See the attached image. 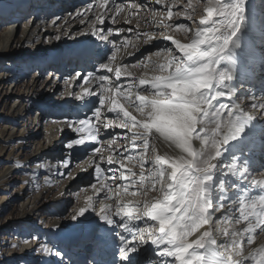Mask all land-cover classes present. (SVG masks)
<instances>
[{
	"label": "bare ground",
	"instance_id": "1",
	"mask_svg": "<svg viewBox=\"0 0 264 264\" xmlns=\"http://www.w3.org/2000/svg\"><path fill=\"white\" fill-rule=\"evenodd\" d=\"M184 1L186 5L189 2ZM90 2L92 0H0V217L6 214L5 218H0V264H92L93 261L97 264H121L118 234L122 233L129 240L132 239V236L123 232L122 228L107 225L96 215L100 202L105 199L107 192L105 189L104 192L95 193L90 187V184L96 183V176L94 165L89 164V157L91 148L98 145L88 143L74 146L73 149L65 147L69 136L74 139L80 135L68 128L65 121L92 116L90 109L99 106L98 96H85L83 100H77L74 95L66 93L81 92L82 76L88 72L101 74L98 71L99 65L107 61V57L114 50V45L120 46L119 62L132 65L161 50L171 49L174 54L179 55L171 41L163 37L168 35L181 43H187L190 42L192 32L176 27L183 24L180 22L185 20L184 17H188L183 14L174 15L172 20L167 21L172 28H165L162 25L158 27L157 21L160 17L157 16L154 20L152 13L165 9L152 0H116L120 4L131 2L142 7L137 15L128 17L130 23H124L126 13H123L115 24L111 18H106L104 25H96L103 30L104 35H108V28L114 30L109 40L104 41L91 34L88 23L82 24L80 19L73 18L78 10ZM246 2L248 6L246 20L238 34L239 47L234 49L236 70L233 72V80L229 82L233 93L229 97L225 90L226 96L221 98V101L229 105L235 104L241 111L250 113L248 110L252 108L253 103L257 105L264 103V61H261V57L264 58V31L262 22L258 24L256 0ZM206 3L207 0L204 6ZM191 5L187 11L190 15L196 11L197 0H191ZM175 8L174 13L178 12ZM199 19L194 26L183 25L186 29L194 31L198 27ZM117 28L123 30L119 35L115 34ZM61 29L69 35H64ZM128 29L131 31H127ZM143 33H150L154 38L145 43L146 37ZM58 35L61 38L56 40L55 37ZM125 40L129 41L127 49L123 47ZM133 44L137 47H133ZM127 52H131L132 55H127ZM23 53L31 59L21 58L19 54ZM70 58L73 59L72 62L65 70L66 73H62L66 60H71ZM152 58L155 59L154 56ZM26 60L33 62L26 63ZM30 64L34 68L31 78L21 79L28 72L25 66ZM31 69L32 67L29 71ZM44 69L49 70V75L41 81L40 73ZM130 70L134 77H139L145 72L143 67ZM76 73H80L81 78L70 81V77ZM152 74L148 73L149 76ZM109 75L112 80L115 79L112 74ZM130 79L122 78L120 83L126 85ZM237 83H240V86ZM97 87V84H93L90 90L95 91ZM48 101L52 103L48 104ZM102 111L106 112L104 109ZM261 113L264 114L252 108L249 115L254 118L253 122L257 121L260 124L264 119ZM106 115L110 119L113 118L111 113ZM262 122L261 125L255 122L263 129L252 142L231 141L225 146L227 151L223 157L219 158L225 165L223 168L225 184L228 177L231 178L227 172V164L235 162L243 175L241 172L231 174V176L238 174L231 181L232 187H235L232 197L229 198L226 186L222 193H218L226 197L222 201L226 209L224 208L225 211L218 215L216 213L214 220L220 218L223 220L228 206L232 207L230 216L238 217V198L243 188L252 187L253 195L262 191L252 186L253 179L264 180V174L253 175L259 162H264V121ZM64 130L68 133L62 135ZM108 131L116 134L126 130L114 128ZM38 136H41V139H38ZM109 138L111 137L102 131L101 141ZM118 142L120 150L123 151L124 141ZM194 146L198 147L199 142H195ZM138 151L131 149L126 155H136ZM109 154L104 152L105 157ZM176 154L178 150L174 146L156 138L150 141L146 155L154 157ZM65 158L71 159L67 169L62 163ZM244 159L246 161L242 165L241 160ZM102 167L118 168L119 165L102 163ZM129 167L137 173L138 179L139 167H133L131 164ZM145 167L147 169L151 165ZM250 169L253 172L249 176L247 172ZM69 172L72 174L71 178L68 176ZM86 174L87 178L76 180L77 176L82 177ZM145 174L147 176V172ZM116 182L123 183L118 180ZM130 191H136L137 196L127 199H138L141 204L146 200L153 201L160 195L158 191L152 189L149 180L145 181L144 188L137 184L131 186ZM89 196L93 198L95 210L90 208L83 217L73 219L75 212L84 206ZM231 198L234 203L230 202ZM108 202L114 204L115 197ZM72 203L73 206H69ZM235 203L237 204L234 208ZM66 210L68 213H65ZM114 219L120 220V217ZM154 223L147 218L131 222L137 228ZM246 226V223L237 225L235 219L228 217V223H225L223 228L228 227L229 231H232L243 230ZM207 228L205 225L201 231ZM247 235L249 234H246L242 241L245 255L254 249L264 247V232L257 229L250 234L253 236L252 245L247 244ZM220 240L219 243L230 242V238L224 237L222 233ZM42 244L51 248L52 252L44 253ZM141 248L143 264H158L160 259H167L157 256L159 249L150 243L141 245ZM57 250L62 256H55ZM83 259H86L85 263H82ZM245 264L253 262L247 260Z\"/></svg>",
	"mask_w": 264,
	"mask_h": 264
},
{
	"label": "snow or ice",
	"instance_id": "2",
	"mask_svg": "<svg viewBox=\"0 0 264 264\" xmlns=\"http://www.w3.org/2000/svg\"><path fill=\"white\" fill-rule=\"evenodd\" d=\"M152 2L165 9L152 13L154 20L160 17L158 27L172 28L167 21L172 20L174 15L183 14L192 18L187 12L192 7L191 0L185 5L183 13L173 11L178 0ZM141 7L131 2L120 4L116 0H92L73 18L80 19L82 24L88 23L92 35L108 41L114 30L108 28V35H104L96 25H104L106 18H111L115 24L123 13H126L124 23H130L128 17L137 15ZM247 10L246 0H207L204 14L194 31L186 29L183 24L176 26L192 32L190 42L181 43L168 35L163 37L171 41L179 55L171 49L161 50L140 63L127 65L119 62L120 46L114 45L107 61L99 65L101 74L88 72L82 76L81 92L66 93L74 95L77 100L98 96L99 106L90 109L92 116L65 121L68 128L80 134L78 138L70 139L65 147L73 149L88 143L98 145L91 148L89 157L96 176V183L90 184V187L95 193L105 189L107 192L96 215L107 225L120 227L132 236L129 240L124 234H118L121 264H143L141 245L149 243L159 249L157 256L167 258L160 259L158 264H245L247 260L253 264H264V247L245 255L242 244L246 234H249L247 244L252 245L253 236L250 234L257 229L264 232V180H252V186L262 190L259 194H251L252 187L241 190L235 224L246 223L243 230L229 231L228 227L214 230L211 226L214 215L225 208L222 201L226 197L218 194L224 191L225 180L221 178L218 183L216 180L217 172L225 167L219 158L223 157L227 151L225 146L231 141L244 140L254 119L235 104L221 101L226 96L225 90L229 97L233 93L229 82L236 70L234 49L239 47L238 34L242 31ZM53 24L55 26V21ZM121 31L117 28L115 34L119 35ZM61 32L69 35L63 29ZM143 35L145 43L154 38L150 33ZM60 38L59 35L55 37L56 40ZM128 46L129 41L125 40L124 49ZM132 46L137 47L135 44ZM127 55L132 53L127 52ZM139 67H143L145 72L134 77L130 68ZM149 72L153 74L149 76ZM109 74L115 79L112 80ZM78 78H81L80 73L70 77V81ZM122 78L131 79L124 85L120 83ZM93 84L98 85L95 91L90 90ZM251 107L264 112V103H253ZM106 113L113 114V118H108ZM114 128L126 131L116 134L108 131ZM102 131L111 138L101 141ZM156 138L174 146L178 154L146 155L150 141ZM119 140L124 141L123 151L120 150ZM197 141L198 147L194 146ZM131 149L139 151L136 155H126ZM104 152L110 154L105 157ZM62 163L67 169L71 159L65 158ZM102 163L119 167L105 169ZM129 164L139 167L138 179ZM148 164L151 167L146 169ZM226 168L230 174L241 172L235 162L227 164ZM68 176L71 178V172ZM117 180L123 183H117ZM146 180L150 181L153 190L159 192V197L153 201L146 200L143 204L138 199H127L137 196V192L130 191V187L139 184L140 188H144ZM113 197L115 203H109ZM90 208L95 210L91 196L86 198L84 206L72 218L83 217ZM227 212H232L231 206H228ZM114 217H120V220ZM144 218L155 223L142 228L131 224ZM223 221L228 223L227 215ZM220 222L216 221L217 224ZM205 225L208 228L201 231ZM214 231L222 232L224 237L230 238V242L218 243ZM41 248L44 253L52 252L46 245L42 244ZM55 256L60 257L62 253L57 250Z\"/></svg>",
	"mask_w": 264,
	"mask_h": 264
},
{
	"label": "rangeland",
	"instance_id": "3",
	"mask_svg": "<svg viewBox=\"0 0 264 264\" xmlns=\"http://www.w3.org/2000/svg\"><path fill=\"white\" fill-rule=\"evenodd\" d=\"M71 1V0H70ZM206 0H197V2H198V6L196 7V11H194V13H192V15H191V19H189L188 17H184L185 18V20H183L182 22H180V23H183V24H185V25H187V26H194V24H195V22L200 18V16L202 15L201 13L203 12V7H204V2H205ZM255 1V0H254ZM25 5V4H24ZM185 5H186V1H184V0H180L179 1V3H178V5L176 6V8L175 9H177L176 11H184L185 10ZM53 7H51V9H52ZM189 10V8L187 9V11ZM255 10L257 11V15H258V17H257V19H258V24L259 23H261L262 22V30L264 31V0H256V5H255ZM84 49H86V48H84ZM258 53V52H257ZM20 55V57L21 58H30L31 59V57L30 56H25L24 55V53L23 54H19ZM71 60L70 61H68L67 62V60H66V64L63 66V69H62V73H66L65 72V70L67 69V67H68V65H69V63H71V61L73 60L72 58H70ZM264 59V58H263ZM262 59V57H261V61L263 62L264 60ZM27 62H33V61H29V60H26V63ZM19 66H22V65H19ZM25 67H27V73L26 74H24L23 75V77L21 78V79H25V80H29L30 78H31V76H32V73H33V71H34V68H33V66H32V64H30L29 66H25ZM24 67V68H25ZM30 67H32V69L29 71V68ZM48 69H44L41 73H40V75H41V81H43L44 79H46L47 77H48ZM14 78V77H13ZM43 79V80H42ZM14 82V81H13ZM239 86H240V83H237ZM74 93V92H73ZM35 95H36V93L32 96V98H31V102H32V99L35 97ZM52 102H50V101H48V104H51ZM6 110H8V109H6ZM251 110H252V108H250L249 110H248V112H250L251 113ZM264 114L263 113H261V116H263ZM36 117H38V116H36ZM263 121H264V119H263ZM257 123V121H254V125L255 126H257L256 125V123ZM263 123V122H262ZM261 123V124H262ZM258 124V123H257ZM261 124H258V125H261ZM261 127V126H260ZM66 133H68L66 130H64V132L62 133V135H65ZM73 137H71V136H69V140L70 139H72ZM38 139H41V136H38ZM69 140H67L66 142H65V144L67 143V142H69ZM57 146H58V144H57ZM60 146H58V148H59ZM242 157H244V156H242ZM245 158V157H244ZM246 160L244 159V160H241V162H242V165H243V163L245 162ZM242 165H240V167H242ZM71 169V168H70ZM224 171H223V169H222V171H219V172H217V174H216V180H217V183L219 182V179H221V178H223L224 176V173H223ZM252 172L253 171H251V169L249 170V172H247V174L250 176L251 174H252ZM261 174H264V162L263 161H260L259 162V164H258V166H257V168H256V171H254V173H253V175L254 176H259V175H261ZM230 175V177L231 178H229L228 177V179L226 180V184H225V186H226V191H227V193H228V195H229V198L230 197H232V194L234 193L233 191H234V189H235V187H232V180L238 175V174H236V175H232L231 176V174H229ZM88 177V175L86 174V175H84V176H82V177H80V176H77V178H76V180L77 181H81V178L82 179H85V178H87ZM231 182V183H230ZM12 191V190H11ZM234 197V196H233ZM72 197H70V199H71ZM233 198H231V200H230V202H235L234 200H232ZM72 202V201H71ZM70 202V203H71ZM236 204L237 203H235L233 206H234V208H235V206H236ZM69 206H73V203L72 204H70ZM68 206V208H70ZM226 209V208H225ZM222 212L223 211H225V210H221ZM65 213H68V210H66L65 211ZM221 213V212H220ZM219 213H217V215H218ZM230 214L231 213H228L227 211H226V215H227V217H231V218H233V219H236L237 218V216H235L234 217V215H232V216H230ZM233 214H235V213H233ZM216 215V214H215ZM214 215V216H215ZM5 216H6V214H3L0 218L1 219H3V218H5ZM218 219H213V223H212V225L214 226L213 227V229L215 230V229H217V228H223V226H224V221L222 220V218H220L219 220H221V222L219 223V224H217L216 223V221H217ZM221 233L222 232H216V231H214V235H215V237L217 238V240H218V243L221 241L220 240V236H221ZM260 236V235H259ZM220 240V241H219ZM85 260L86 259H83V262L85 263Z\"/></svg>",
	"mask_w": 264,
	"mask_h": 264
}]
</instances>
